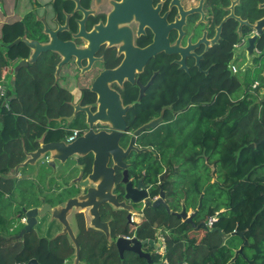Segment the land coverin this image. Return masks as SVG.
Wrapping results in <instances>:
<instances>
[{
	"label": "flooded vegetation",
	"instance_id": "af4514ba",
	"mask_svg": "<svg viewBox=\"0 0 264 264\" xmlns=\"http://www.w3.org/2000/svg\"><path fill=\"white\" fill-rule=\"evenodd\" d=\"M25 38L52 45L53 50L24 67L32 50L38 52L27 47ZM17 40H21L19 45L7 48ZM61 47L69 62L58 70ZM84 56L89 61H82ZM0 58H12L4 68L1 112L13 109L16 117L26 115L29 121L28 132L20 133L17 146L10 149L13 156L8 155L0 173L2 181L12 183L14 194L29 196L24 215L86 194L79 186L92 174L95 159L94 152H88L65 164L54 161L52 167L48 156L6 179L26 161L25 152L74 143L89 132L96 141L117 137L119 151L112 146L110 151L119 155L124 167H115L110 156L108 168L115 169L113 194L121 209L107 205L100 209L102 229L90 226L86 212L76 216L74 232L84 263V248L118 251L119 239L138 238V232L151 224L149 216L164 210L168 214L167 207L170 225L176 226L183 222L174 213L186 211L191 216L198 212L187 211L186 201L175 209L168 196L167 154L173 152L174 159L180 146L168 142L165 127L177 126L194 109H211L222 96L232 106L248 102L264 107V0H0ZM98 113L100 118H94ZM161 117L156 127L136 134ZM116 119L125 121L124 130L113 128ZM192 125L197 129V119ZM74 131L77 136L71 140ZM205 163L211 166L207 154ZM151 166L163 167L154 182L149 179ZM36 172V181L44 173L41 185L35 183ZM25 181L31 183L27 191L22 187ZM128 189L137 198L145 197L143 202L127 201ZM160 199L165 204L154 208ZM37 220L31 232L23 233L24 224L17 239L23 240L27 233L47 239L61 254L63 264H69L75 248L67 235H61L64 227L52 221L50 214ZM152 225L155 230L164 227L163 222ZM141 241H148L145 247L154 250L150 253L144 247L145 252L156 253L158 239Z\"/></svg>",
	"mask_w": 264,
	"mask_h": 264
},
{
	"label": "trees",
	"instance_id": "16d2710c",
	"mask_svg": "<svg viewBox=\"0 0 264 264\" xmlns=\"http://www.w3.org/2000/svg\"><path fill=\"white\" fill-rule=\"evenodd\" d=\"M10 60L12 58H0V83ZM17 114L13 109L1 112L0 103V173L7 165L8 155L13 156L10 149L17 146L20 133L29 129L26 115L16 117ZM180 119L177 126L165 127L168 142L180 146L174 159L173 152L167 154L170 158L166 159L170 173L165 184L168 196L175 209H180L183 201H186L187 211L190 208L198 210L202 204L194 222L206 224L217 216L213 230L219 231H207L198 243L190 236L196 231L191 225H170L171 217L164 210L149 216L151 224L138 232V238L157 241L159 229L155 230L152 224L163 222L169 264H230L245 240L248 245L232 264H264V143L261 144L264 141V107H252L248 102L232 106L229 98L222 96L211 109L197 108L193 115ZM194 119H197V129L192 125ZM206 154L211 166L205 163ZM173 161L179 165L177 168ZM150 171L149 179L154 182L163 167L154 169L151 166ZM2 182L0 264H28L33 259L41 264H63L61 254L50 247L47 239L30 233L23 240L17 239L23 228H16L5 211L11 205L13 185L0 179V184ZM238 233H244L245 239ZM152 257L153 264H162L156 253ZM82 260L85 264H146L135 254H127L122 260L114 249L91 247L83 249Z\"/></svg>",
	"mask_w": 264,
	"mask_h": 264
},
{
	"label": "water",
	"instance_id": "95a60500",
	"mask_svg": "<svg viewBox=\"0 0 264 264\" xmlns=\"http://www.w3.org/2000/svg\"><path fill=\"white\" fill-rule=\"evenodd\" d=\"M21 40H17L13 44L9 45L7 48H13L17 45H19ZM27 47L29 49L38 50L37 54H35L32 50V54L30 56V60L28 63H24V67H28V64H34L39 56L42 53L48 52L53 50L52 45H40L34 42H29L24 40ZM58 44V43H57ZM1 45L3 43L1 42ZM56 47V46H54ZM62 50V47L58 49L57 55L62 59V62L60 63L58 70L64 65L69 62L68 56H63V53L60 51ZM88 54V53H86ZM81 53L76 55L78 58L80 57ZM91 59V58H90ZM82 61L87 62L89 61L88 58L82 59ZM80 59L76 62L80 66ZM18 72V69H17ZM84 111V110H83ZM100 113V112H99ZM99 113L94 116V118H100ZM162 117L154 122H151L144 127H142L140 130L137 131V135L141 134L143 131L153 129L156 127L159 123L162 121ZM90 123V119L88 124ZM114 129L116 130H124L125 129V121L121 119L114 120ZM112 124V122H111ZM91 132H89L87 135H85L80 140L64 144H50L41 146L39 150H37L34 153H26V161L19 165L16 169L12 170L10 172V175L6 176V179H13L17 176V173L19 170L26 168L27 166H35V164L45 157H50L52 160L51 166H55L54 161H59L62 164H65L69 158L72 157H82L83 155L87 154L88 152H94L95 159H94V165L92 174L88 176V178L85 180V182H82L79 186L80 189L87 190L86 194H81L75 198H72L68 200L66 203L59 205L57 207H52L51 205H44L41 209H34L31 211H27L25 213V216L27 217V225L23 231L24 232H31L33 228L38 224L37 217H44L47 214L51 215L52 221L56 220L58 221L63 227L64 231L61 235H67L69 237V240L72 244V246L75 248V255L73 257L74 262L73 264H85L81 262V248L77 241L76 234L74 232L75 223H76V216L80 213H87L89 219H90V226L92 228L96 229H102L100 227L101 221H100V209L107 205L114 209H121V206H119L116 200V196L113 194L114 186H115V169L114 168H108V162L109 157H114V163L115 167H124V165L121 162V159L119 158V155L115 154L114 151H110V147H116L118 146V142L116 141L117 137L109 136L105 137L102 140L96 141L94 136L90 135ZM90 135V136H89ZM264 141L261 142L263 144ZM119 147V146H118ZM117 151H119L117 149ZM71 175V171L67 172ZM165 194H161V198H164ZM145 197L137 198L134 196L133 193H131L128 189L126 200L130 201L132 204L137 205L143 202ZM147 202V201H146ZM148 204H150L148 202ZM160 204H165L162 199L157 200L154 202L153 207L158 208ZM202 204L200 205L199 209L201 208ZM168 214H171V211L167 207ZM197 213H194L193 215L189 216L186 211H183L180 214L174 213L173 216H175L178 220H181L185 224L191 225L196 231H199L201 229H205L208 231V228L205 223L196 225L194 222V218ZM74 224V225H73ZM219 230L214 229L212 232H217ZM104 232L106 235L109 236V233L106 229H104ZM239 236H241L243 239H245L244 233H238ZM60 236V234L58 235ZM148 245V241H141L138 238H134L132 240L127 239H119L117 241V250L119 251L121 259H124L125 253H132L137 256H139L141 259H144L146 261V264H153V259L150 253L144 251V247ZM151 247L154 248V244L151 241L150 243ZM248 245V242L245 240V244L243 247H241L238 252L236 253L235 258L230 262V264L234 263L239 255L243 252V249L245 246ZM28 264H40L36 259H33L29 261Z\"/></svg>",
	"mask_w": 264,
	"mask_h": 264
},
{
	"label": "rangeland",
	"instance_id": "374dc122",
	"mask_svg": "<svg viewBox=\"0 0 264 264\" xmlns=\"http://www.w3.org/2000/svg\"><path fill=\"white\" fill-rule=\"evenodd\" d=\"M32 173H33V168L30 167L29 174L31 175ZM43 175H44V173H41L38 176V179L36 181V178H37V172H36L35 183H37L38 185H41L44 182ZM28 186H31V183L29 181H25V182L22 183V187L26 191L28 189H30V187H28ZM35 187H33L31 189L35 191ZM20 194L21 193L14 194L13 197L9 199L11 205L8 207V209L5 210V211H7L6 215L13 219L14 226H16V228H19V229L23 228L25 225L20 222V218L18 219V216H20V217L25 216L23 211H22V209H23V207L29 206L30 205V201H31L29 196L26 193L23 194V196H21L22 194L21 195ZM145 249L152 250V249H150V248L148 249L146 247H145ZM152 252H154V250ZM73 260L74 259H72L69 264H73V262H74Z\"/></svg>",
	"mask_w": 264,
	"mask_h": 264
},
{
	"label": "built area",
	"instance_id": "2783aa9c",
	"mask_svg": "<svg viewBox=\"0 0 264 264\" xmlns=\"http://www.w3.org/2000/svg\"><path fill=\"white\" fill-rule=\"evenodd\" d=\"M4 98H5V83H4V78H3V81L0 83V102ZM76 136L77 134L74 131L71 135V140H73ZM20 222L23 224H27L26 217H21ZM217 222H218V217L217 216L212 217L208 221V223H206L208 231H212ZM163 231H164L163 229H160L157 234L158 235V248H157L156 254L160 257L162 264H169V261L166 259V254L168 251V242H167V238Z\"/></svg>",
	"mask_w": 264,
	"mask_h": 264
},
{
	"label": "crops",
	"instance_id": "0c3cea01",
	"mask_svg": "<svg viewBox=\"0 0 264 264\" xmlns=\"http://www.w3.org/2000/svg\"><path fill=\"white\" fill-rule=\"evenodd\" d=\"M19 217L20 216H18V218ZM206 232H207V230H205V229H202L201 231L200 230L199 231H193V232H191L190 236H191V238H196L198 243H199L203 239V237L205 236Z\"/></svg>",
	"mask_w": 264,
	"mask_h": 264
}]
</instances>
